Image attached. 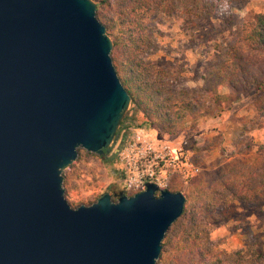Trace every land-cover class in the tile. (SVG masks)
Here are the masks:
<instances>
[{
  "label": "water",
  "instance_id": "water-1",
  "mask_svg": "<svg viewBox=\"0 0 264 264\" xmlns=\"http://www.w3.org/2000/svg\"><path fill=\"white\" fill-rule=\"evenodd\" d=\"M93 0H0V264H154L181 191L70 207L61 171L105 156L130 99Z\"/></svg>",
  "mask_w": 264,
  "mask_h": 264
},
{
  "label": "rangeland",
  "instance_id": "rangeland-1",
  "mask_svg": "<svg viewBox=\"0 0 264 264\" xmlns=\"http://www.w3.org/2000/svg\"><path fill=\"white\" fill-rule=\"evenodd\" d=\"M150 1L151 10L143 20L150 44L140 57L160 82L156 98L190 100L198 105L197 113L171 134L147 123L129 102L124 112L129 117L126 127L114 138L107 156L116 157L118 148L142 127L150 137L175 143L184 139L198 170L168 175L165 187L183 193L186 209L197 197L210 205L193 227L196 235L191 246L183 251L171 247L164 260L156 259L154 264H175L177 257L181 261L196 252L232 264H250V249L264 254V199L256 196L249 203L233 201L230 207L224 206L223 193L212 179L230 169L255 171L264 177V84L234 94L221 84L217 70L239 41L242 25L264 15V0ZM214 93L232 94L230 100L215 102ZM115 166L110 159L78 148L75 159L61 171L69 206L87 205L105 191L121 190Z\"/></svg>",
  "mask_w": 264,
  "mask_h": 264
},
{
  "label": "trees",
  "instance_id": "trees-1",
  "mask_svg": "<svg viewBox=\"0 0 264 264\" xmlns=\"http://www.w3.org/2000/svg\"><path fill=\"white\" fill-rule=\"evenodd\" d=\"M95 16L103 24L112 42L110 57L117 77L127 92L132 110L140 111L147 123L159 129L175 134L182 125L197 113L198 105L190 100L171 101L167 97L158 100L161 85L150 65L140 55L149 47V39L143 23L151 10L150 0H93ZM219 0H214L218 2ZM217 77L221 84L228 86L232 93L259 88L264 84V15L244 23L241 27L239 41L227 51L226 58L220 63ZM232 93L211 94L213 101L229 99ZM230 100V99H229ZM124 113L116 130L115 137L126 127ZM103 158V156H102ZM115 163L116 158L105 157ZM196 163V162H195ZM221 173L212 179L223 193L225 206L233 201L249 203L254 197L264 199V177L255 171ZM226 172V171H225ZM118 175V174H117ZM119 177V175H118ZM214 187V186H213ZM212 187V188H213ZM123 191V186H120ZM217 189V188H216ZM176 191L175 189H170ZM204 191V190H203ZM203 195H206L203 192ZM210 202L197 197L190 208L183 209L181 214L169 225L161 240L157 262L164 260V254L173 247L183 251L190 247L195 235L193 227L208 210ZM249 263L264 264V254L257 249H250ZM175 264H232L218 257L207 256L196 252L181 260L177 257Z\"/></svg>",
  "mask_w": 264,
  "mask_h": 264
},
{
  "label": "built area",
  "instance_id": "built-area-1",
  "mask_svg": "<svg viewBox=\"0 0 264 264\" xmlns=\"http://www.w3.org/2000/svg\"><path fill=\"white\" fill-rule=\"evenodd\" d=\"M115 158V171L125 194L143 190L146 182L166 188L168 175L198 170L190 160L184 139L175 143L150 137L144 127L128 137L118 148Z\"/></svg>",
  "mask_w": 264,
  "mask_h": 264
},
{
  "label": "flooded vegetation",
  "instance_id": "flooded-vegetation-1",
  "mask_svg": "<svg viewBox=\"0 0 264 264\" xmlns=\"http://www.w3.org/2000/svg\"><path fill=\"white\" fill-rule=\"evenodd\" d=\"M107 155H108V153L105 156H103V158L108 157Z\"/></svg>",
  "mask_w": 264,
  "mask_h": 264
}]
</instances>
